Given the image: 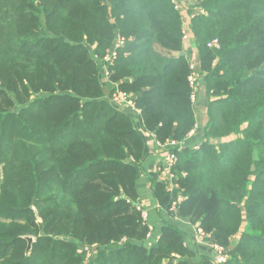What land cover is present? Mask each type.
Wrapping results in <instances>:
<instances>
[{
	"label": "trees",
	"instance_id": "trees-1",
	"mask_svg": "<svg viewBox=\"0 0 264 264\" xmlns=\"http://www.w3.org/2000/svg\"><path fill=\"white\" fill-rule=\"evenodd\" d=\"M192 2L208 99L197 148L171 0H0V264H193L173 217L227 249L225 264H264V0ZM116 34L108 94L129 95L157 142L183 143L166 146L174 187L153 183L168 219L151 243L136 188L145 140L100 75Z\"/></svg>",
	"mask_w": 264,
	"mask_h": 264
},
{
	"label": "crops",
	"instance_id": "crops-1",
	"mask_svg": "<svg viewBox=\"0 0 264 264\" xmlns=\"http://www.w3.org/2000/svg\"><path fill=\"white\" fill-rule=\"evenodd\" d=\"M190 36L193 40L192 35ZM192 42L193 46L195 47L194 40ZM185 50L188 49L185 48ZM102 83L105 86L106 96H108V92L111 90L112 83L107 77H102ZM115 106L121 111L129 114V116L134 119L135 128L140 133H142L145 140L144 155L139 166L136 188L140 206L146 213L144 217L145 221L151 228L147 238V242L151 243L157 239L160 233L161 218L168 219L167 214L162 210L160 211L158 202L153 195V183L157 181H167V187L172 189L174 187V183L172 182L174 179L173 177L168 176V172L166 171L164 164V156L160 152V147H158L154 136L151 133H147L143 129L142 123L139 119V111L127 104H116ZM198 138V136H194L191 137L189 141L193 142V145L198 141ZM172 222L183 231L182 237L184 244L194 253V257L192 259L193 264H197L199 261H201L202 257H207L208 259L212 260L213 253L211 251L210 245L208 244V241L204 240V238L202 240L194 235V224H192L187 218L180 217H173Z\"/></svg>",
	"mask_w": 264,
	"mask_h": 264
},
{
	"label": "built area",
	"instance_id": "built-area-1",
	"mask_svg": "<svg viewBox=\"0 0 264 264\" xmlns=\"http://www.w3.org/2000/svg\"><path fill=\"white\" fill-rule=\"evenodd\" d=\"M171 1L174 3V0H171ZM182 33H183L182 34V40L183 41H188L186 39L189 37V34L192 35L191 31L189 30L188 27H187L186 30L183 29ZM123 44H124V38L122 36H120L119 34H116L115 37H114L113 44L108 49V51H107V53H106V55L104 56V59H103V61L106 64L103 67V71H104V74L106 76L109 73L108 68H107V64L112 59H114L116 57L117 48L121 47ZM207 46L208 47H215V48L219 47L218 42H217L216 39L210 40L207 43ZM189 67L191 69V73L189 74L188 80H189L190 85L193 88V91H192V93L190 95V99L193 102L196 99V92L194 90V86H195L194 84L197 81V74L198 73L196 74L195 71H196V69H198V61H197V64L195 65V64H193V60H191V58H190L189 59ZM109 99L114 105H116V104H127V105H130V106L133 107L132 98L129 95H127L126 93L120 91L117 88L112 91L111 95H109ZM193 134H195V130L194 129L189 131L187 138L191 137ZM158 145L160 146V149H161L160 151H163L165 167H166V169L169 170L171 165L175 162L176 157H175L174 153H171L168 150V148H166V146H175V145L181 146L182 143L177 142L175 140H170L165 145L164 144H160V143H158ZM170 210H172V211L175 210V202H172ZM196 228H197V233L199 232V235L197 234L198 237L203 239L206 236V234L204 233V231L202 230V228L200 226L197 225ZM211 243H212V241L208 242V244L210 245V248L213 251L212 263L213 262H214V264H222V263H224L226 261V259H227V254L224 253V248L219 246V245H217V244H213V243L211 244Z\"/></svg>",
	"mask_w": 264,
	"mask_h": 264
},
{
	"label": "rangeland",
	"instance_id": "rangeland-1",
	"mask_svg": "<svg viewBox=\"0 0 264 264\" xmlns=\"http://www.w3.org/2000/svg\"><path fill=\"white\" fill-rule=\"evenodd\" d=\"M174 6L176 8H178L180 10V12L182 13V20H183L182 27H183L184 30H186L187 27L189 28V22H190L192 13L193 12H195V13L196 12H199L200 11V8L197 5V3L192 2V0L191 1H188V0L187 1H185V0H174ZM186 40H188V41H183L184 47H182V52L184 54H187L189 57H191V60H193V64L196 65L197 64V55H196L195 47L192 44L193 43L192 42L193 40H192L190 34H189V37ZM185 48H187L188 50H185ZM191 51H192V53H191ZM105 65H106L105 62L103 61V63H101V68H100V75H101V77H105L106 76L104 74V71H103V67ZM195 72H196V74L197 73L198 74H197V81L194 84L195 85L194 86V90L196 92V99H195V101L192 102L193 108H194V111H195V114H196V124H195L196 127H194V130H195V134L198 133L201 136V133L200 132L202 131V128L205 126V124H206V122L208 120V113H207L208 99L204 95L203 82L200 79L201 75L199 73V70L196 69ZM34 97H36V96H34ZM105 98H106V94H105ZM121 106H123V105H121ZM195 134H193L192 136H194ZM187 137H188V135H187ZM191 137H189V138H191ZM201 141H202V139H201V137H199L198 138V141L195 142L192 145V147L193 148H197L200 145V142ZM158 143L159 142H157V145H158ZM158 147H160V146L158 145ZM160 152L163 154V151H160ZM166 171L168 172V176L169 177H173V175L170 173V170L166 169ZM138 204L140 205V202ZM143 215L144 216L146 215V213H145L144 210H143ZM196 226H197V224H194V235L196 237H198L199 232L197 233ZM209 237L211 238L210 235H209ZM199 239H202V238H199ZM146 243H147V241H146ZM148 243H150V242H148ZM212 243L213 244H217L215 242H212ZM217 245H219V244H217ZM219 246H221V245H219ZM221 247H223V246H221ZM93 249H94L93 247L90 248L89 252H91ZM211 251H212V249H211ZM212 253H213V251H212ZM224 253L227 254V249H225V248H224ZM212 258H213V256H212ZM225 262L222 263V264H225ZM211 264H214V262L212 263V260H211Z\"/></svg>",
	"mask_w": 264,
	"mask_h": 264
},
{
	"label": "water",
	"instance_id": "water-1",
	"mask_svg": "<svg viewBox=\"0 0 264 264\" xmlns=\"http://www.w3.org/2000/svg\"><path fill=\"white\" fill-rule=\"evenodd\" d=\"M35 215L38 216L37 212H35ZM25 238L27 239V248H26V251H28L30 249V247H31L32 237H30V236L27 237L26 236Z\"/></svg>",
	"mask_w": 264,
	"mask_h": 264
}]
</instances>
